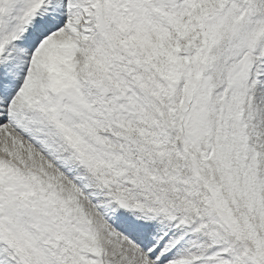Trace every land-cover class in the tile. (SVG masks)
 Instances as JSON below:
<instances>
[{"label": "snow or ice", "instance_id": "6c2138e0", "mask_svg": "<svg viewBox=\"0 0 264 264\" xmlns=\"http://www.w3.org/2000/svg\"><path fill=\"white\" fill-rule=\"evenodd\" d=\"M0 264H264V0H0Z\"/></svg>", "mask_w": 264, "mask_h": 264}]
</instances>
